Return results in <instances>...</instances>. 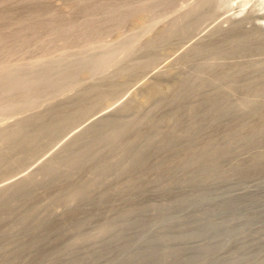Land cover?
Wrapping results in <instances>:
<instances>
[{
  "label": "rangeland",
  "instance_id": "374dc122",
  "mask_svg": "<svg viewBox=\"0 0 264 264\" xmlns=\"http://www.w3.org/2000/svg\"><path fill=\"white\" fill-rule=\"evenodd\" d=\"M190 1L0 0V67H5L4 69L8 73H17L22 68L28 67L35 60H43L44 58V60H49L50 57H53V59L57 58L55 60H62L67 56L69 60L66 59L70 61L71 55H75L78 52L79 54L83 52V55H88V48L103 42H111L112 44L117 42V45L112 50L100 55L98 57L100 62L105 61L104 59L107 60L111 56L123 57L126 52L135 46L142 45L147 40V35L152 32L151 29L146 30L136 24L135 19L139 15L146 16L145 19L156 21L170 14L172 16L176 15L177 13L175 12L178 7L183 6L184 8V6H187L185 8L190 9L186 5ZM227 1L228 3L224 2L225 5L219 0H208V2L206 0L204 1L205 3L202 2L203 4H200L201 2L194 4V8H196L192 7L194 13L190 10L192 16L186 13L184 14L186 15L185 17H179L181 20L184 17V21L176 20L174 22V24L180 23L177 26L178 28L180 27V30H176L177 34L171 36L170 39L156 37L162 45L165 44V49L159 41H156V38L153 39L152 37V41L149 40L152 47L150 49L151 52L153 49L160 50V47H162L161 51L165 50L170 54L180 51L187 47L195 36V39H198L201 37L200 35L204 34V31L208 33L211 29L210 32L214 28H218V25L220 26L221 24L220 22L223 23L225 16L229 14L243 17L245 19L243 25L246 24L249 27L254 23H264V0ZM196 5H198V10ZM172 10L175 14L170 13ZM187 16L190 21L192 20L191 22L189 21L190 23H186L188 22ZM213 21L216 22L217 26L212 23ZM181 22L183 23L181 24ZM210 23L215 26L211 28V26H208ZM222 25L228 26V23L225 22ZM206 26L207 28H205ZM177 27L173 26L175 29ZM208 27L211 29L209 28L207 31ZM218 32V30H215L212 33L213 39L218 38L216 47L218 54L210 55L205 52L208 55H196L193 59L190 55L192 60L183 64L182 72L194 80L190 86L191 91L195 93L192 99L195 98V100L193 102L188 100L180 103L179 106H176L178 109L176 107L171 108V112H174L173 115L178 111V115L174 118L170 111L168 113L172 115L171 117L169 114L164 116L165 111L167 112L169 109H163V112L156 113V101L146 103L136 100L137 98L134 99V90L146 79V66L147 69L148 65L149 69H152L153 64L151 66L149 62L152 61L153 63L156 61L158 62L157 64L164 62L162 56L166 54L165 51H163L164 53L159 51L164 54L160 57L161 54L158 52L160 54L158 55L155 52L156 50L153 51L154 53L152 52L153 54L149 53L150 50H148L147 55L149 53V55H158V57L153 56L154 59L152 57L150 59L146 54V57L145 55L140 56L137 54L134 64L136 70L140 67L139 71L135 70L134 73L133 71H126L127 73H125L127 76L128 74L133 76L132 78L130 76L127 78L119 70L118 72H122L121 76L123 77H118L116 69L113 78H110L113 80L108 79L110 82L107 80V82L103 83L105 87L110 84L108 89L101 86L102 90L99 88L96 93L88 89L83 90L82 93L85 92L86 94L87 92L90 95L92 94L93 97L91 95L90 99L77 100V102L71 100V103L68 102L70 104L66 103L65 106L63 105L65 108L61 106L60 108L63 110L58 113L53 111L55 109H51L50 115L48 113L44 116L47 119L43 124L53 126L47 133L42 134L43 124L41 126L42 129L39 126H33L34 128L30 126L31 128L27 129L28 132L23 135L25 138L19 137L6 140L4 136L8 134V131L12 132L15 127L0 129V186L10 183L36 169L30 178L27 190L22 189L23 185L28 182L24 181L15 187L17 189L15 193L6 195L0 201V264H138L139 261V264H145L146 261H148V264H167V261L168 264H171V262L172 264H177V262L178 264H264V49H256V47H260L261 41L253 44V47H236L234 40L236 38L239 39L246 32L242 28L232 29L228 32H222L221 30V33ZM83 35L85 36L83 37ZM202 47H204L203 44ZM178 48L181 49L176 50ZM61 50L64 51L61 52ZM168 53L165 58L163 57L165 59L164 63L170 60ZM60 54L66 55L61 58L62 55ZM57 55L61 59H58ZM77 55L72 57L77 59ZM144 57L147 59L146 61L142 60ZM51 58L50 60H52ZM139 60L143 62H148L149 60V62L146 63L147 65L145 62L140 64ZM130 61L132 64L134 60ZM94 63L96 62H92L90 66L88 65V67L86 66L82 70L73 73V77H65L56 84L42 87L23 96L12 92L9 86L8 91L5 92L3 90L4 83H0V123L4 119L14 120L15 114L29 113L31 107L39 104L43 105L50 101L52 97H58L63 93L72 91L80 83L79 80L88 78L103 70V67L106 68L108 66H103L104 63L97 64L98 61L96 65ZM144 64L146 65L145 67ZM143 67L144 70H141ZM1 72L2 70L0 75ZM130 73H133V75ZM114 76L117 77L114 78ZM157 82L160 81L154 79L152 84H157ZM100 90L102 93L97 96L96 94L99 95L100 93L97 92ZM147 90L148 87L138 94V96L140 95V100L143 95L148 93ZM251 98H259L261 104L259 105L261 108L259 106L255 108L256 113H260L261 119L260 142L257 140L260 145L257 141L255 142L257 144L254 142L248 143L249 145L245 144V146L243 145L244 147L240 146V150L237 149L240 152L235 153L237 150L234 152V145L241 138L238 136L245 135L247 130L245 132V130L236 128L238 131H242L239 133L233 125L235 120L233 116L236 118L238 113L239 115L243 114V109H248L247 102ZM30 103H33L32 106H26ZM116 108H119V112L111 115L107 120L78 137L77 141L84 143L81 144L83 146L72 144L64 146L71 137H74L75 133L88 124L93 115L97 113L94 116L96 117L98 113H110ZM255 109L253 111L252 109L249 110L254 112ZM249 110L246 113L251 112ZM247 114L249 115L250 113ZM121 115L123 119L118 121ZM167 116L170 117V121L172 118L171 122L166 121V119L168 120ZM145 119H150L154 123L152 128L149 129L144 123ZM250 119L253 118L250 117ZM33 121L36 120L33 119ZM118 122L120 124L122 122L123 124L128 123L131 128L116 139L111 141L105 139L104 143L98 144L97 141L101 136L100 134L103 131L108 132L115 129L119 126ZM38 124L40 125V123ZM228 124L230 125L228 126ZM230 127L233 131H231ZM29 130L34 132L32 136L28 135L30 134ZM235 130L240 135L234 133ZM145 133H147L146 138L143 137L140 141L135 142L138 137L144 136L143 134ZM227 134L228 137L226 138ZM233 139L232 144L237 139L236 142L233 145H229ZM230 146H232V150ZM256 146L260 147L261 174H258V178H255L254 175V179L239 181L237 172H240L238 168L240 166H238L239 162L233 160L234 154L241 155L240 158L235 155L236 161L237 158L242 160V157L251 154V151L254 148L256 149ZM226 147L229 149L227 150ZM224 150L231 151V155L234 153L232 158L226 157L229 152L226 154ZM218 152H220V155L225 152L226 159L220 157V155L213 156L215 153L219 154ZM192 153H198L199 156L196 155V157ZM54 154H56L55 158L43 166L42 163ZM215 156L220 158L216 160ZM190 157L192 161L194 159L196 161H194L195 165L193 164V167L192 162L189 163L191 161ZM186 163L187 165L185 166ZM213 163L216 170L213 168ZM182 164L186 169L189 166L193 170L188 167L187 170L185 169L187 172L185 170V172L183 170L180 172L178 167L184 168ZM235 165L238 167L234 168ZM204 168H209L210 172L212 171L213 173L208 172L209 170L207 169L208 173L206 174ZM176 169L179 171L177 172ZM188 170H190L191 174H187ZM233 171H236L235 176H232ZM183 174L186 175V178L190 175V182L192 183H197L196 179L198 178L199 182L197 184L202 185H199L200 187L198 185L195 186H198L201 191L197 187L194 188V184H191L185 178L183 182L185 184L187 181V184L180 187V182L176 178L181 181L183 176L185 177ZM196 174V179H194L195 177L192 176ZM205 175L209 176L204 178L209 182L203 180L204 183H202ZM215 178L221 180L217 181L218 179L216 180ZM209 179H215V182L212 181L211 183ZM256 179H258V182L255 181ZM183 182L181 183L182 185ZM205 182L211 185H206ZM171 185L172 187L179 185L180 191L178 187H176V190ZM203 185L205 186L204 188ZM189 186L192 187L189 188ZM241 193L242 195L245 193V197ZM178 199H182L183 202ZM177 200L180 202L179 205L181 203L183 205L184 203L187 204L184 206L181 204L180 206L183 207H178L177 209ZM165 206L167 212L163 210ZM222 206L223 208H221ZM170 207H172L170 210L173 213L169 210ZM241 207H243V211ZM244 207L246 208L245 210ZM133 208L135 214L132 211ZM230 208L232 210L229 211ZM233 208L236 209L234 210ZM145 209H149L150 213L147 210L148 214L144 212L145 214L141 215V211H145ZM218 209L223 211L219 212ZM129 210L131 214H128ZM159 210L162 211V214L164 211L166 217L164 216L165 214L163 217L161 216L162 214L159 215L160 217L156 215L160 219L153 217L159 213ZM237 210L240 212L238 213ZM210 211H213V213ZM216 212L219 213L215 214ZM168 213H170V216H174V218L172 217L173 219H176L174 223H171L174 221L172 219L171 222L169 221ZM206 213L208 216H203ZM146 214L149 217L144 218ZM209 214H212V217ZM119 215H121L123 222L119 221ZM126 215L130 216L126 219L127 221L124 220L127 217ZM200 215H202L200 219H205L199 222L200 225L199 223L194 225V221L199 220ZM244 215L246 216L244 217ZM168 217L169 220L165 222L166 226H164L161 223V219H168ZM141 218H143L144 222L148 219L150 220L145 225L146 223H142ZM153 219L154 221L158 219V224L155 222L158 226L154 225ZM152 221L153 224H151ZM111 222L114 224L113 228H116L118 224L119 226L121 225L120 227L124 225V228L118 230L117 228L119 227H117L118 231H115L116 229L108 230L109 226L112 228ZM202 222L205 227L202 226ZM115 223L117 226H115ZM166 223H170L169 226L176 225V227L171 226L172 228L170 229ZM108 224L109 226L105 227ZM209 224L210 227L213 224L211 229ZM148 225L154 227L152 228V226ZM237 225L240 227L238 228ZM126 226L127 228H125ZM206 227L210 231L213 227L216 228L210 234L208 231L206 232ZM99 228H101V233L102 229L105 230V233H102L105 234L103 235L105 240L102 234L99 233ZM165 229L167 230L165 231ZM170 230H172V236H170ZM192 230L194 232L188 234ZM230 230H232V233ZM108 231L112 232L109 233ZM173 231L179 237L189 235L187 237L190 239L188 240L185 237V240H180V238L175 236L178 238L177 241L173 237ZM116 232H119L121 237L124 236L125 238H122L126 241L122 239L118 244L117 242L119 241L115 240V236L117 235L118 239H120V236ZM158 233L160 238L159 235H156ZM197 233L202 235H197ZM226 233L229 236L233 234V236L227 237ZM98 234H100L99 237H102H100L101 239L95 237ZM109 235L112 238L114 237L115 245L112 242L113 239L108 238ZM155 235L158 237L156 238ZM163 235H167L168 237L164 236V238L167 237L168 240L174 238L177 243L173 240L168 241L167 238L165 241L163 240V244L160 243L159 241L162 240ZM94 237L99 242L96 243L93 240ZM135 237L136 239H134ZM153 237L159 238L156 242L157 245L155 243L156 239L153 240ZM137 239H140L139 244H137ZM149 239L148 243L152 240L155 244L152 242L147 244L146 241ZM91 240L92 243L90 244ZM110 240L111 242H109ZM88 241L90 242L88 243ZM128 241L131 243L127 246ZM239 242L240 244L242 243L241 245H245L239 246ZM119 245L125 248L122 249ZM245 246L247 247L243 249ZM237 248L238 251L236 250ZM126 249L127 253H124ZM240 249L241 251H239ZM212 250H216L215 253ZM244 250H246V254ZM173 251L175 252L174 255H172ZM129 253L132 254L130 255ZM148 253H150V256ZM152 254L157 255L152 258ZM167 254L169 255L167 256ZM135 255L139 257L141 255V257L139 258ZM188 255L191 256L189 257ZM158 256L159 258H156ZM173 256L174 258H170ZM134 258L136 260L137 258L139 259L134 262ZM145 259L146 261H144ZM156 261H162V263H157Z\"/></svg>",
  "mask_w": 264,
  "mask_h": 264
},
{
  "label": "bare ground",
  "instance_id": "6f19581e",
  "mask_svg": "<svg viewBox=\"0 0 264 264\" xmlns=\"http://www.w3.org/2000/svg\"><path fill=\"white\" fill-rule=\"evenodd\" d=\"M161 1H163V0H161ZM191 1H193V2H191ZM190 2H188V4H186V5H188L189 7H190V9L188 8H185V7H187V6H184V8H183V6L182 7H178V10H177V8H176V12L175 13H177L176 15H174V16H172L171 14L170 15H168L167 17H165V18H163V19H158V20H156V21H152V20H150V19H145V17L146 16H144V15H139L136 19H135V22H136V24L137 25H139V26H141L142 28H144V29H151V33L150 34H148L147 36H148V38H147V36H146V38H147V40H145L144 41V43H142V45L141 44H139V45H137V46H135L134 48H132L131 50H129L128 52H126L125 54H124V56L123 57H114V56H111V57H108L107 58V60L106 59H104L105 61H103V60H101V61H103V62H100L99 60H98V57H100V55H102L104 52H106V51H110V50H112L113 49V47H115L117 44V42L116 43H114V44H112L111 42H103V43H101V44H98V45H93L91 48H88L87 49V52H88V55H83V52H80V54H79V52L78 53H76L75 55H69L68 54V56H70V61H68L69 60V57L67 58V56L65 57V59L67 60H65V59H62V60H55V59H57V58H55V59H53V57L51 58L52 60H50V58H49V60H35V61H33L31 64H29V66L28 67H25V68H22L19 72H17V73H8L7 72V70L6 69H4L3 68V66L2 67H0V69L1 68H3V69H1L2 70V72H1V75H0V83H4L3 84V86H4V91L5 92H7L8 91V86H9V88H11L12 89V92H14L15 94H18V95H21V96H23V95H25L26 93H31V92H33V91H35V90H37V89H40V88H42V87H46V86H49V85H53V84H56L57 82H59V81H61V80H63L65 77H73V73H75V72H77L78 70H82L83 68H85L86 66L88 67V65L90 66L91 64H92V62H96L97 63V61H98V63L97 64H103L104 63V65L103 66H107L106 68H104L103 67V70H100L99 72H97L96 74H94V75H92V76H90V77H88V78H85V79H82V80H79V84H78V86L77 87H75V89H73L72 91H69V92H67V93H63V94H61V95H59L58 97H52V98H50V101H48L47 103H44L43 105L42 104H39V105H37V106H33V107H31L30 109H31V111L29 112V113H20L21 115H19V114H15V116L17 117H15V119L14 120H10V119H4V121L3 122H1L0 123V129H6V128H9V127H15V129L12 131V132H10V131H8V134H6L5 136H4V138L6 137V140L7 139H17V138H19V137H23V138H25L23 135H25L27 132H28V128H31L30 126H34V127H38L39 126V128H41L42 129V127H43V129H42V134H44L45 132L47 133L48 131H50V129L53 127L52 125L50 126V125H44L43 123H44V121L47 119L46 117H44L46 114H48L49 113V115H50V110L52 109H55V110H53V111H55V113H58V112H61L63 109H61L60 107L61 106H65V104L66 103H68V102H70L71 103V100L72 101H74V102H77V100H85L86 98H91V95L89 94V93H87L86 92V94H85V92L84 93H82V91L83 90H86V89H88V90H92V92L94 93V91H95V93H96V91L97 90H99V88L102 90V88H101V86L103 87L104 86V82L106 81L107 82V80L109 79V80H113V79H110V78H113V75L115 74L114 73V71H116V69H117V71H116V75L119 77H123V76H121V73L123 72V74L124 75H126L127 76V74H125V73H127V72H132L133 71V73L135 72V68H136V66H135V59H137L136 57L138 56L137 54H139L140 56L141 55H147V51L148 50H150L152 47L150 46L151 45V43H150V41H152V37H153V39L154 38H156V37H159V38H169L170 39V37L171 36H173L174 34H177V31L176 30H180L177 26L178 25H180V23H175L174 24V22L177 20H181V18H179V17H182V16H186V15H184V14H186V13H188V14H191V12H193L194 13V10H192L193 8H194V4H196L197 2H198V4L200 3V4H203V3H205L204 1H206V0H191ZM220 2L222 1V4L223 5H225V3H228V1L227 0H219ZM203 2V3H202ZM207 2H208V0H207ZM225 2V3H224ZM190 5H192V6H190ZM206 5V4H205ZM198 5H196V7H197ZM200 6H202V5H200ZM193 7V8H192ZM194 9H196V8H194ZM201 9V8H200ZM190 10H191V12H190ZM197 10H198V7H197ZM190 12V13H189ZM170 13H174L173 12V10L170 12ZM174 13V14H175ZM183 14V15H182ZM187 14V15H188ZM225 14V13H224ZM190 16H192V14L190 15ZM225 16V15H224ZM184 17H183V21H184ZM178 18V19H177ZM223 18V17H222ZM187 19H188V22H186V23H190L191 21L189 20V18H188V16H187ZM216 19V18H215ZM181 20V21H182ZM194 20V19H193ZM245 19L243 18V17H241V16H238V15H231V14H229V15H226L225 16V21L223 22V23H228V26H226V25H222L223 23L222 22H220L219 24H220V26L218 25V28L216 27V29L214 28V30L213 31H215V30H218L219 32H220V30L223 32V31H225V32H228L229 30H232V29H237V28H242V29H244V31H246L244 34H243V36H241L239 39H235L234 40V44H236L237 46L236 47H243V46H252L253 44H257V43H259L260 41H261V43H260V47H256V49L257 50H260V48H261V50H263L264 49V23L262 22V23H254L253 25H251L250 27L248 26V25H246V24H244L243 25V21H244ZM187 21V20H186ZM190 21V22H189ZM183 22H181V24H182ZM186 23H184V24H186ZM212 23H214L215 25H216V22H212ZM212 23H210L208 26H211V28H213L215 25H212ZM171 26H170V25ZM174 24V25H173ZM183 24V25H184ZM231 26H230V25ZM173 26L176 28L177 27V29H175V28H173ZM213 26V27H212ZM217 26V25H216ZM205 28H207V26L205 27ZM205 28H203V30H205ZM209 28L210 27H208V29H206L207 31L209 30ZM210 28V29H211ZM203 30L201 31L202 32V34H203ZM212 30V29H211ZM210 30V31H211ZM210 31H208V33H205V31H204V34L203 35H200L201 37H199L198 39H195L196 38V36H195V40L193 39V41H190V43L188 44V46L187 47H184V49H181V48H178V49H176V50H179V49H181L180 51H176L175 53L173 52L172 54H170V53H168V52H166L165 50H163V51H165V53L167 54L168 53V55H169V58H170V60H168L166 63H164L165 62V55L164 54H161L160 52H163V51H161L162 49V47H164V45H162V43L159 41V39L158 38H156V41L158 42H160L161 43V45H162V47H160V50H156V49H153L152 50V52L154 51V50H156L155 52L158 54V52L161 54H158V55H160V57L162 56V55H164V56H162V59L164 60V62H160L159 64H157L158 62H153L152 63V61L151 62H149V60L151 59L150 57H152L153 58V56L154 55H152L153 53L151 52V50H150V52L149 53H152V54H150L149 55V53H148V55L147 56H149V60H148V62H149V64L152 66V64H153V66H154V68H153V66H152V69H149L150 67H149V65H148V69H147V64L146 63H148V62H145L147 59L145 58L146 57V55H145V59L143 58L142 60H145L144 62H145V64H144V67L146 66V79H145V81L140 85V86H138L135 90H134V99H136V100H138V101H144V102H146V103H149V102H152V101H156L157 102V110H156V113L158 112H163V109H169L167 112L165 111V113H167V114H165L164 113V116L165 115H170V113H168L169 111L171 112L172 110H171V108H175L176 106H179V104L180 103H184L185 101H188V100H192L191 102H193V100H195V98L194 99H192L193 97H194V95H195V93H193L192 91H191V86H190V84L192 83V82H194V80H192V79H190L186 74H184L182 71H183V68H182V66H183V64H185L186 62H188V61H191L196 55H201V54H206V55H208L207 53H209L210 55H216V54H218L219 52L217 51V45H218V38H212V36H213V31L212 32H210ZM181 32V31H180ZM200 32V33H201ZM218 32V33H219ZM224 32V33H225ZM217 33V34H218ZM221 33V32H220ZM87 34V33H86ZM199 34V33H198ZM150 35H152V36H150ZM80 36V35H79ZM85 35H83V37H84ZM87 36V35H86ZM199 36V35H198ZM221 36V35H220ZM82 37V38H83ZM44 38V37H43ZM212 38V39H211ZM48 40V39H47ZM47 40H46V42H47ZM150 40V41H149ZM190 40V39H189ZM43 41V40H42ZM44 41H45V39H44ZM41 42V41H40ZM153 42H154V40H153ZM39 43V42H38ZM159 43V44H160ZM168 43V42H167ZM155 44H156V42H155ZM202 44H203V46L205 47H202ZM159 46V45H158ZM166 46H167V44H166ZM200 47H202V48H200ZM253 47V46H252ZM156 48V47H155ZM159 48V47H158ZM166 47H164V49H165ZM201 49V50H200ZM167 50H168V46H167ZM62 51H64V50H61V52ZM169 51V50H168ZM60 52V51H59ZM171 52V51H170ZM205 52H207V53H205ZM86 53V52H85ZM164 53V52H163ZM191 53V54H190ZM194 53H195V55H194ZM67 54V53H66ZM66 54H63V55H66ZM78 54V55H77ZM60 55H62V54H60ZM61 56V58L62 57H64V56ZM78 56V58L77 59H74V57H72V56ZM158 55H155L154 57H158ZM172 55V56H171ZM192 56V59H191V56ZM58 56V55H57ZM136 56V57H135ZM171 56V57H170ZM54 57H56V56H54ZM74 59H72V58ZM135 57V58H134ZM156 57V58H157ZM164 57V58H163ZM167 58H168V56H166ZM60 57L58 56V59H59ZM60 58V59H61ZM134 58V59H133ZM42 59V58H41ZM48 59V58H47ZM154 59V58H153ZM94 60H97V61H94ZM130 60H134L133 61V63L131 64V61ZM162 60V61H163ZM137 61V60H136ZM107 62V63H106ZM139 62H140V64H143L144 62L143 61H140L139 60ZM141 62H143V63H141ZM96 63H94L95 65H96ZM106 63V64H105ZM137 63V62H136ZM156 63V64H155ZM138 64V63H137ZM176 64H179V65H176ZM94 65V66H95ZM125 65V66H124ZM157 65V66H156ZM176 65V66H175ZM124 66V67H123ZM143 66V65H142ZM122 67V68H121ZM138 67H139V64H138ZM144 67H143V69H141V70H144ZM21 68V67H20ZM102 68V67H101ZM121 68V69H120ZM114 69V70H113ZM139 69H140V67H139ZM139 69H137L136 71H139ZM0 70V71H1ZM6 70V71H5ZM113 70V71H112ZM118 70L119 71H122L121 73L120 72H118ZM110 71H112V72H110ZM127 71V72H126ZM142 72V71H141ZM140 72V73H141ZM145 72V71H144ZM118 73H120V75H118ZM133 73H130V74H132L133 75ZM122 74V75H123ZM264 74V73H263ZM137 75V74H136ZM116 76V77H117ZM129 76L132 78L133 76H131V75H129L128 74V76H127V78H129ZM115 76H114V78H116ZM125 77V76H124ZM136 77V76H135ZM154 79H158L160 82H157V84L156 83H154V84H152V81L154 82ZM108 80V82H110ZM106 84V83H105ZM110 85V84H109ZM109 85H106V87H107V89H108V87H109ZM1 86V85H0ZM106 87L104 86V88L106 89ZM146 87H148V93H146V95H143L142 96V99L140 100V95L138 96V94L145 88L146 89ZM3 88V87H2ZM105 89H103V90H105ZM142 89V90H141ZM87 90V91H88ZM99 91V92H97V93H100L99 95L98 94H96L97 96H100L101 95V93H102V91ZM90 93H91V91H89ZM103 93H104V91H103ZM90 96V97H89ZM95 96V95H94ZM92 97H93V95H92ZM135 100V101H136ZM249 101L247 102V106H248V109L247 110H249V109H252V111H253V109H255L256 107H258L259 105H261L260 104V100H259V98L257 99V98H254V99H248ZM196 101H198V100H196ZM263 101V100H262ZM73 102V104H75ZM83 102V101H82ZM195 102V101H194ZM70 103H68V104H70ZM32 104L33 103H30V104H27L26 106H32ZM72 105V104H71ZM182 105V104H181ZM62 107V108H65V107ZM68 106H70V105H68ZM67 106V107H68ZM57 107V108H56ZM60 108V109H59ZM177 109H178V107H176ZM259 108H261V106H259ZM118 109L119 108H116V109H114V111H112V112H110V113H98V116H96V117H94L95 115H93V117H92V119H90V121L88 122V124H86L82 129H80V131H78L77 133H75V135H73L74 137H71V139L70 140H68V142H66V144L64 145V146H66V145H69V144H72V145H79L80 147L81 146H83V145H81V144H84V143H82V142H80V141H77V139H78V137L79 136H81L83 133H85L86 131H88L89 129H92V128H94V127H96L99 123H102L103 121H105V120H107L111 115H114V114H116L117 112H119L118 111ZM177 109H174V110H177ZM258 109V108H257ZM264 109V108H263ZM51 110V111H52ZM173 110V111H174ZM224 110H226V109H224ZM247 110H244L243 109V114H240L239 115V113H238V117H236V115L235 114H233V115H235V117L236 118H234V116H233V119H235L234 121H233V125L235 126V129L237 128L238 130H245V132H246V130H247V135L245 136L244 134L241 136L239 133L240 132H242V131H238L237 129V131L239 132H237L236 130V132L234 131V133H238L240 136H238V137H241L238 141H237V143H236V145H234L235 146V148H234V152H235V150H237V149H239V147L240 146H245V144L246 145H249L248 143H255L257 140H259L260 139V113H256V109L254 110V112H252L251 110H249V111H251V112H247V113H250L249 115L246 113V111ZM263 111V110H262ZM176 113V112H175ZM177 113H178V111H177ZM175 114V115H173L174 114V112L172 113L171 112V114L173 115V118L176 116V115H178V114ZM264 113V112H263ZM23 114V115H22ZM163 114V113H162ZM180 114V113H179ZM253 114H255L254 116H252ZM49 115H48V117H49ZM172 115H170V117L172 116ZM229 115V114H228ZM14 116V115H13ZM125 116V115H124ZM264 116V115H263ZM168 117V116H167ZM170 117H168V120L166 119V121L168 122H171L172 121V118H171V121L169 120V118ZM177 117H179V116H177ZM232 117V116H231ZM250 117H252L253 119H250ZM14 118V117H13ZM13 118H11V119H13ZM33 119L34 120H36V121H33ZM121 119H123V117H122V115L120 116V118H118V121H121ZM232 119V118H231ZM247 120H249V121H247ZM1 121V120H0ZM47 122V121H46ZM51 122H52V120H51ZM228 122V121H227ZM235 122V123H234ZM262 122V121H261ZM37 123H40V125L38 124L37 125ZM144 123L149 127V129L150 128H152V125L154 124L152 121H150V119H145L144 120ZM42 124H43V126H42ZM51 124V123H50ZM118 124H119V126L118 127H116L115 129H113V130H111V131H108V132H105V131H103V133L102 134H100L101 136H100V138L98 139V141H97V143L98 144H102V143H104V141H105V139L108 141H111V140H113V139H116L117 137H119L123 132H125L126 130H129L131 127L128 125V123H126V124H123V122L120 124V122H118ZM117 124V125H118ZM36 125V126H35ZM230 124H228V126H229ZM263 125V124H262ZM42 126V127H41ZM234 126H232L233 128H234ZM264 126V125H263ZM33 127V128H34ZM39 128H37V129H39ZM36 129V128H35ZM228 129H229V127H228ZM230 129H231V127H230ZM264 129V128H263ZM32 130H34V129H32ZM34 131H36V130H34ZM231 131H233L232 129H231ZM26 132V133H25ZM29 132H30V130H29ZM32 132V133H31ZM30 132V134H28L29 136H32L33 134H34V132L33 131H31ZM146 132H147V130H146ZM229 132V131H228ZM244 132V131H243ZM244 132V133H245ZM25 133V134H24ZM233 133V132H232ZM146 134L147 133H145V134H143L144 136H140V137H138L136 140H135V142H137V141H140L143 137L144 138H146ZM228 134H230V133H228ZM228 134H227V136H226V138L228 137ZM237 134V135H238ZM27 135V136H28ZM39 135H41V134H39ZM9 136V137H8ZM26 136V137H27ZM231 136H232V134H231ZM235 136V135H234ZM229 137H230V135H229ZM235 138V137H234ZM23 140V139H22ZM237 140V139H236ZM236 140H235V142H236ZM234 141V139L233 140H231L230 142H231V144H229V145H233L232 144V142ZM24 142V141H23ZM258 142V141H257ZM259 142H260V140H259ZM258 142V143H259ZM228 144V143H227ZM226 144V145H227ZM255 144H257V143H255ZM255 144H253V145H255ZM259 145H260V143H259ZM262 145V144H261ZM243 146V147H244ZM87 147V146H86ZM86 147H84V148H86ZM229 147V146H228ZM248 147V146H247ZM253 147H255V146H253ZM232 148V146H230V149ZM258 148H259V150H258ZM224 149V148H223ZM223 149H222V151H223ZM226 149H227V147H226ZM229 149V148H228ZM227 149V150H228ZM233 149V148H232ZM231 149V150H232ZM248 149V148H247ZM253 149V148H252ZM252 149H250V150H252ZM257 149V150H256ZM256 149L254 148V152L253 151H251L252 153L251 154H249V155H246V156H244V157H242V160H239L237 157V161L235 160V155L236 154H234V153H232V155L234 154V161L235 162H239V164H241L242 165V163H244L245 162V164H243L242 166L241 165H239L238 164V166H240V167H238V166H234V168L236 167H238L239 168V170H240V172H237V176L239 177V181H248V180H251V178L252 179H254L253 177H254V175H255V178L257 177V176H259L258 174H261L260 173V147L259 146H256ZM218 150V149H217ZM227 150H224L225 152H226V154H227V152H229V151H227ZM240 150V149H239ZM239 150H237V152H235V153H239L240 151ZM209 151V150H208ZM239 151V152H238ZM213 152H214V150H213ZM224 152V153H225ZM231 152V151H230ZM230 152L227 154V156H226V154H224V153H222L221 155H223V156H221L220 155V152H218L219 154H213V156L214 155H216V156H218V155H220V157H222V158H224V159H226L225 158V156L226 157H230V158H232V155L230 154ZM233 152V151H232ZM247 152V151H246ZM248 152H249V150H248ZM262 153V152H261ZM264 153V152H263ZM262 153V154H263ZM203 154V153H202ZM206 154V153H205ZM210 154V153H209ZM208 154V155H209ZM229 154H230V156H229ZM241 154V153H240ZM192 155H197V156H199L198 155V153L197 154H195V153H192ZM207 155V154H206ZM264 155V154H263ZM55 156H56V154H54L53 156H51L49 159H47L45 162H43L42 163V165L44 166V165H46V164H48L50 161H52V159H54L55 158ZM196 156V157H197ZM203 156H205V155H203ZM215 156V158H216V160H218L220 157H216ZM236 156H239V158L241 157V155H236ZM192 158L194 157V156H191ZM191 157L189 158L191 161H189V163L190 162H192V167H193V164L195 165V163H194V161H195V159L192 161V159H191ZM262 157V156H261ZM195 158V157H194ZM218 158V159H217ZM227 158V159H228ZM197 159V158H196ZM213 160V159H212ZM239 160V161H238ZM262 160V159H261ZM264 160V159H263ZM196 162V161H195ZM214 162H216L215 160H214ZM240 162H242V163H240ZM235 164H237V163H235ZM187 165V163L185 164V166ZM190 165V164H189ZM212 165V164H211ZM210 165V166H211ZM182 166H183V164H182ZM181 166V167H182ZM185 166H183L184 168H179L178 167V169H180V172L183 170H185L186 169V167ZM191 166V165H190ZM210 166H209V168H210ZM189 167V166H188ZM188 167H187V169H188ZM206 167H208V166H206ZM264 167V166H263ZM209 168H207L208 170H209ZM211 168H212V166H211ZM213 168L215 169V165H214V163H213ZM240 168H243V169H240ZM186 169V170H187ZM189 169H192L191 167H189ZM205 169V168H204ZM207 169H205L204 171H206ZM185 170V171H186ZM193 170V169H192ZM191 170V171H192ZM212 170V169H211ZM216 170V169H215ZM215 170H214V172H215ZM36 171V169L34 170H32L31 172H29L28 174H26V175H23V176H21V177H19V178H17L16 180H14V181H12V182H8L7 184H2L1 186H0V201L6 196V195H8V194H12V193H15L16 191H17V189L15 188V187H17L20 183H23L24 181H28V182H26L24 185H23V187H22V189H24V190H27L28 188H29V183H30V178L32 177V175H33V173ZM176 171L178 172L179 170H177L176 169ZM184 171V172H185ZM190 170H188V173L187 174H191L190 172H189ZM187 172V171H186ZM208 172H210V170L208 171ZM207 171H206V174L208 173ZM212 172V171H211ZM210 172V173H211ZM263 172V171H262ZM183 173V172H182ZM213 173V172H212ZM235 173V174H234ZM179 174H181V173H179ZM183 175H185V174H183ZM209 175V174H208ZM208 175H205V176H203V179H202V183H204L203 182V180H205L206 182H209V181H207V179H204L205 177H209ZM236 175V171L234 172L233 171V173H232V176H235ZM180 176H182V175H180ZM179 176V177H180ZM192 176V175H191ZM195 176H197V174L196 175H194V176H192V177H195ZM218 176V175H217ZM231 176V175H230ZM229 177V176H228ZM182 178V177H181ZM180 178V179H181ZM184 178H185V180L186 179H188L187 181L188 182H190V175H188L187 176V178H186V175H185V177L183 176V178L181 179V181L183 182V180H184ZM200 178H202V177H200ZM221 178V177H220ZM250 178V179H249ZM258 178V177H257ZM260 178V177H259ZM176 179H178L177 181L178 182H180V187L182 186H184L185 184H187V181H186V183L184 184V182H183V185L181 184L182 182L179 180V178H176ZM194 179H196V177L194 178ZM212 179V178H211ZM211 179H209V180H211ZM216 179V178H215ZM215 179H213V180H211L210 182L212 183V181H214L215 182ZM218 179V178H217ZM216 179V180H217ZM222 179V178H221ZM221 179H218L217 181H220ZM236 179H238L237 177H236ZM175 180V179H174ZM201 180V179H200ZM260 180V179H259ZM177 181H174V182H177ZM196 181H197V183L199 182V179L197 178L196 179ZM256 182H258V179H256L255 180ZM195 182V181H194ZM201 182V181H200ZM205 182V183H206ZM173 183V182H172ZM191 184H194V188L195 187H197L198 189H199V187L202 185H200V184H197V183H192V182H190ZM189 183V184H190ZM260 183V182H259ZM177 184H179V183H177ZM177 184H175V185H177ZM190 184V185H191ZM207 184H209V183H206V185ZM173 185V184H172ZM172 185H171V187H172ZM175 185L172 187V188H175L176 189V187H178L179 188V185L178 186H176L175 187ZM195 185H200L199 187L198 186H195ZM205 185V184H204ZM203 185V188L206 186H204ZM209 185H211V184H209ZM187 186V185H186ZM170 187V188H171ZM190 187H192V186H189V188ZM207 187V186H206ZM180 189L181 188H179V191H180ZM193 189V188H192ZM198 189H196L197 191H198ZM206 189V188H205ZM205 189H203V190H205ZM208 189V188H207ZM15 190V191H14ZM167 190V189H166ZM177 190V189H176ZM195 190V191H196ZM200 191H201V189H199ZM172 191H173V189H172ZM199 191V192H200ZM243 191V190H242ZM242 191H240V192H242ZM179 193H181V192H179ZM243 193V192H242ZM242 193H241V195H242ZM246 194H247V192H245ZM245 193H244V195H242L243 197H245ZM162 194H163V192H162ZM161 194V195H162ZM168 194V193H167ZM189 194V193H188ZM238 194V193H237ZM166 195V194H165ZM242 196H239V197H242ZM179 197H180V195H179ZM178 197V198H179ZM185 197V196H184ZM200 197V196H199ZM182 198V197H181ZM179 200V199H178ZM176 201L177 203H178V205H179V201L181 200V202H183V200L182 199H180L179 201ZM185 200V199H184ZM184 202H186V201H184ZM177 203H176V208L178 209V207H181L180 205L182 204H180L179 206L177 205ZM253 203V202H252ZM251 203V204H252ZM185 204H187V203H184V205ZM234 204H236V203H234ZM183 205V204H182ZM183 205V206H184ZM239 205V204H238ZM247 205V204H246ZM182 206V207H183ZM225 206V205H224ZM234 206H236V205H234ZM240 206H242V205H240ZM239 206V207H240ZM181 207V208H182ZM229 207H231V206H229ZM228 207V208H229ZM239 207H238V209H239ZM247 208H248V206H246ZM163 208V207H162ZM175 208V209H176ZM219 208V207H218ZM221 208H223V206L221 207ZM220 208V209H221ZM227 208V209H228ZM232 208V207H231ZM229 209V211L230 210H232V209ZM242 208V211H243V207H241ZM168 209V208H167ZM170 209H172V207H170L169 208V210ZM213 209V208H212ZM215 209V208H214ZM220 209H218V211L220 212V211H223V210H220ZM226 209V210H227ZM234 209V208H233ZM236 209V208H235ZM234 209V210H235ZM246 208L244 207V210H245ZM249 209V208H248ZM135 210L137 211V208L135 207ZM142 210V209H141ZM148 210V212H149V209H147ZM147 210L145 209V211H141V215H144L146 212H147ZM164 211H166V206H165V209H163ZM173 210H174V208H173ZM132 211L134 212V214H135V211H134V208L132 209ZM153 212H154V210H152ZM163 211V214H162V211L161 210H159L158 212V214H155V216H153L152 215V213H151V215L153 216V217H156V215H160V214H162L161 216L163 217V215L165 214V212ZM171 212H172V210H170ZM213 211H215V210H213ZM213 211H210V212H212L213 213ZM249 211V210H248ZM142 212H143V214H142ZM145 212V213H144ZM148 212H147V214H148ZM156 212V211H155ZM167 212V211H166ZM169 212V211H168ZM204 212H206V211H204ZM219 212H216L215 214H217V213H219ZM237 212H238V210H237ZM240 212V211H239ZM238 212V213H239ZM123 213V212H122ZM136 213H138V212H136ZM139 213H140V210H139ZM150 213V212H149ZM157 213V212H156ZM173 213V212H172ZM171 213V214H172ZM236 213V212H235ZM245 213V212H244ZM249 213V212H248ZM56 214V213H55ZM127 214V213H126ZM128 214H131V212H130V210H129V212H128ZM127 214V215H128ZM133 214V213H132ZM145 215L144 216V218L145 217H147L148 215ZM154 214V213H153ZM249 214H251V213H249ZM123 215V214H122ZM126 215V216H127ZM138 215V214H137ZM203 215V214H202ZM202 215H200V217H199V220H197V221H194V225H197L199 222H201V220H204L205 218H203V219H200L201 218V216ZM209 215H211L210 217H212V214H209ZM214 215V214H213ZM239 215H241V214H239ZM242 215H243V212H242ZM241 215V216H242ZM252 215V214H251ZM120 216V218L118 217V219H119V221L122 219L121 218V215H119ZM156 217V218H158V219H160L159 217ZM165 217H166V214L164 215ZM167 216H169L170 217V220H169V217H168V219L166 218V219H161L162 221H161V223L164 225V226H166L165 225V222L167 221V220H169L170 222L172 221V220H174V221H172L171 223H174L175 221H176V219H173L174 218V216L172 215V216H170V213H168L167 214ZM203 216H208L207 215V213H206V215H203ZM240 216V217H241ZM246 215H244V217H245ZM257 216V215H256ZM124 217H125V213H124ZM123 217V218H124ZM130 216H127L124 220H126L127 218H129ZM142 217V216H141ZM149 217V216H148ZM161 217V218H162ZM164 217V218H165ZM173 217V218H172ZM243 217V216H242ZM241 217V218H242ZM207 218H209V217H207ZM138 219V218H137ZM142 219V223L144 222V220H143V218H141ZM157 219V220H158ZM172 219V220H171ZM197 219H198V217H197ZM213 219V218H212ZM237 219V218H236ZM123 220V219H122ZM121 220V221H122ZM148 220H150V219H148ZM148 220H146L144 223H146ZM157 220H155L154 221V219H153V221H154V225H157L158 223V221ZM180 220V219H179ZM214 220V219H213ZM255 220V219H254ZM127 221V220H126ZM141 221V220H140ZM153 221L151 222V224H153ZM168 221V222H169ZM210 221V220H209ZM113 223H114V221H112ZM111 222V223H112ZM117 222V221H116ZM123 222V221H122ZM129 222V221H128ZM155 222L157 223V224H155ZM167 222V223H168ZM112 223V228L109 226V224L107 225V226H105V227H108V230H115L117 227H119V228H117L118 230L120 229L121 230V228L123 229L124 228V225H122L123 227H120L119 226V224H118V226L116 225V223H115V226H117L116 228H113V224ZM118 223V222H117ZM119 223H121V222H119ZM126 223V222H125ZM130 223V222H129ZM160 222H159V224H161ZM166 223V224H167ZM178 223V222H177ZM127 224V223H126ZM136 224V223H135ZM138 224H139V222H138ZM137 224V225H138ZM140 224H141V222H140ZM161 224V225H162ZM170 224V223H169ZM169 224H167V226H168V228H172V227H176V225H170L169 226ZM245 224V223H244ZM145 225H147V223L145 224ZM199 225H200V223H199ZM198 225V226H199ZM212 226H213V224H211ZM239 225V224H238ZM238 225H237V227H238ZM247 225H248V222H247ZM129 226H131V225H129ZM148 226H150V225H148ZM152 226V225H151ZM150 226V227H151ZM158 226V225H157ZM172 226V227H171ZM202 226H203V222H202ZM201 226V227H202ZM208 226V225H207ZM211 226V227H212ZM105 227H104V229H105ZM142 227H144V226H142ZM141 227V228H142ZM154 226H152V228H153ZM200 227V228H201ZM203 227H205V226H203ZM211 227H210V224H209V228L211 229ZM230 227V226H229ZM232 227V226H231ZM240 227V226H239ZM238 227V228H239ZM103 228V227H102ZM111 228V229H110ZM125 228H127V226L125 227ZM139 228V227H138ZM148 228V227H147ZM155 228H156V226H155ZM167 228V227H166ZM192 228L194 229V227L192 226ZM197 228V227H196ZM215 228L216 227H213L212 228V230L210 231V230H207V227H206V232L208 231V233H212V231L213 230H215ZM236 228V227H235ZM104 229H102V233H105V230ZM115 230V231H118V230ZM163 229V228H162ZM202 229V228H201ZM99 230H100V234H102L101 233V228H99ZM104 230V231H103ZM107 230V229H106ZM156 231H157V229H155ZM158 230H160V229H158ZM164 230V229H163ZM167 229H165V231H166ZM197 230V229H196ZM196 230H195V232H196ZM198 230H199V228H198ZM238 230H240V229H238ZM114 231V232H115ZM124 231V230H123ZM125 231H127L126 229H125ZM162 231V230H161ZM171 231L172 230H170V234H171ZM225 231V230H224ZM223 231V232H224ZM232 230H230V232H231ZM107 232V231H106ZM109 233L110 232H112V231H108ZM158 232V231H157ZM176 232V231H175ZM194 231L192 230V232H188V234H191V233H193ZM205 231H204V233H206ZM226 232V231H225ZM224 232V233H225ZM228 232V231H227ZM229 232V233H230ZM238 232V231H237ZM149 233H151V232H149ZM156 233V232H155ZM161 233V232H160ZM179 233V232H178ZM180 233H181V231H180ZM179 233V234H180ZM203 233V234H204ZM220 233V232H219ZM232 233V232H231ZM100 234H98V236H96L95 235V237H99V235ZM107 234V233H106ZM116 234H118L119 235V232H116ZM126 234V233H125ZM124 234V235H125ZM147 234H148V232H147ZM152 234V233H151ZM173 234H174V238L175 239H177V241H178V238H180V240H182V239H184L185 237L186 238H188V240L190 239L189 237H187V236H189V235H187V236H177L175 233H174V231H173ZM185 234H186V232H185ZM238 234H240V233H238ZM103 235H105V234H102V236ZM112 235V234H111ZM121 235V234H120ZM119 235V236H120ZM145 235V234H144ZM156 235H159V233L158 234H156ZM155 235V236H156ZM181 235V234H180ZM197 235H202V234H200V233H197ZM206 235V234H205ZM226 235H227V233H226ZM117 236V235H116ZM115 236V240H118L119 242H117L118 244L122 241V239L123 238H125L124 236H120L119 238L120 239H118L117 237ZM136 236H138L137 234H136ZM164 236H167V235H163V237L161 238L162 240L161 241H159L160 243H162V242H164L165 241V239L168 237H166V238H164ZM170 236H172V234L170 235ZM175 236H177L178 238H176ZM195 236V235H194ZM204 236V235H203ZM232 236H233V234H232ZM231 235L229 236V235H227V237H232ZM239 236V235H238ZM95 237H94V239L93 240H95L96 241V243L97 242H99V241H97L96 239H95ZM101 237V236H100ZM99 237V238H100ZM105 237H108V236H105ZM147 237V236H146ZM158 236H156V238H157ZM173 237H171V238H173ZM224 237V236H223ZM102 238V237H101ZM100 238V239H101ZM103 238H104V236H103ZM109 239L110 238H112L110 235H109V237H108ZM117 238V239H116ZM138 238H140V237H138ZM154 238V237H153ZM152 238V239H153ZM156 238H154L153 240H155ZM159 238H160V235H159ZM158 238V239H159ZM170 238V237H169ZM174 238L173 239H169V240H173L174 241ZM239 238V237H238ZM237 238V239H238ZM107 239V238H106ZM113 239V244L115 245V240H114V237L112 238ZM134 239H136V237L134 238ZM141 239V238H140ZM140 239L138 240V242H137V244H139V241H140ZM158 239H156V241H155V243L158 241ZM227 239V238H226ZM229 239H231V238H229ZM236 239V240H237ZM240 239V238H239ZM104 240H105V238H104ZM121 240V241H120ZM124 240V239H123ZM136 240V241H137ZM164 240V241H163ZM167 240H168V238H167ZM168 240V241H169ZM185 240V239H184ZM184 240H183V242H184ZM223 240H225V239H223ZM234 240V239H233ZM241 240V239H240ZM239 240V241H240ZM101 241H103V240H101ZM124 241H126V240H124ZM146 241V240H145ZM145 241H142V242H145ZM150 241V239L149 240H147L146 242H147V244H150L151 242H152V240H151V242L150 243H148ZM170 241V242H171ZM187 241V240H186ZM238 241V240H237ZM90 241H88V243H89ZM94 242V241H93ZM109 242H111V240L109 241ZM115 242V243H114ZM129 243H127V246L131 243L130 241H128ZM135 242V241H134ZM145 242V243H146ZM158 242V243H159ZM174 242H176V240L174 241ZM182 242V243H183ZM241 242V241H240ZM240 242H239V246L242 244H240ZM87 243V244H88ZM92 243V240H91V242H90V244ZM152 243H154V241L152 242ZM154 243V244H155ZM177 243V242H176ZM180 243V242H179ZM86 244V243H85ZM86 244V245H87ZM99 244V243H98ZM124 244V243H123ZM134 244V243H133ZM137 244H135V245H137ZM147 244H145V245H147ZM163 244V243H162ZM168 244V243H167ZM244 244V243H243ZM89 245V244H88ZM93 245V244H92ZM94 245H95V243H94ZM108 245V244H107ZM121 245V244H120ZM119 245V246H120ZM125 245V244H124ZM132 245V244H131ZM156 245H157V243H156ZM164 245H166V243H164ZM245 245V244H244ZM244 245H241V246H244ZM246 245H247V243H246ZM90 246V245H89ZM106 246V245H105ZM149 246V245H148ZM238 246V247H239ZM248 246V245H247ZM247 246H245L243 249H245ZM108 247V246H107ZM111 247V246H110ZM121 247V246H120ZM131 247V246H130ZM109 248V247H108ZM122 248V247H121ZM125 248V247H124ZM124 248H122V249H124ZM240 248V247H239ZM110 249V248H109ZM115 249V248H114ZM122 249H120V250H122ZM214 249V248H213ZM129 250V249H128ZM132 250V249H131ZM237 251H238V248L236 249ZM102 251V250H101ZM123 251V250H122ZM130 251V250H129ZM214 253H215V251L216 250H212ZM239 251H241V249L239 250ZM245 251V254H246V250H244ZM116 252V251H115ZM174 252V251H173ZM208 252H211V251H208ZM243 252V251H242ZM104 253V252H103ZM108 253H110V252H108ZM124 253H127V249H126V252H124ZM187 253H189V252H187ZM130 254V253H129ZM132 254V253H131ZM130 254V255H131ZM135 254H136V252H135ZM138 254V253H137ZM147 254V253H146ZM175 254V252L174 253H172V255H174ZM209 254V253H208ZM102 255V254H101ZM148 255L150 256V253H148ZM155 255H157V254H155ZM155 255H151L152 256V258L155 256ZM160 255V254H159ZM169 254H167V256H168ZM136 256V255H135ZM134 256V257H135ZM189 256V255H188ZM191 256V255H190ZM189 256V257H190ZM133 257V256H132ZM136 257H139V256H136ZM135 257V258H136ZM140 257H141V255H140ZM139 257V258H140ZM177 257V256H176ZM175 257V258H176ZM193 257H195L194 255H193ZM134 258V259H135ZM139 258H137V260L135 259L134 260V262L135 261H138V259ZM146 258V257H145ZM156 258H159V256L158 257H156ZM160 258H163V257H160ZM170 258H174V256L173 257H170ZM192 258V257H191ZM164 259V258H163ZM195 259V258H194ZM143 260V259H142ZM141 260V261H142ZM148 260V259H147ZM190 260V259H189ZM144 261H146V259L144 260ZM148 261H146V263H147ZM157 262V261H156ZM159 263L161 262L162 263V261H158ZM157 262V263H158ZM164 262H165V260H164ZM139 263H140V261H139ZM138 263V264H139ZM143 263H145V262H143ZM145 263V264H146ZM166 263V262H165ZM175 263V262H174ZM180 263V262H179ZM148 264V263H147ZM167 264H168V261H167ZM170 264V263H169ZM171 264H172V262H171ZM177 264H178V262H177ZM196 264V263H195ZM211 264V263H210Z\"/></svg>",
  "mask_w": 264,
  "mask_h": 264
}]
</instances>
